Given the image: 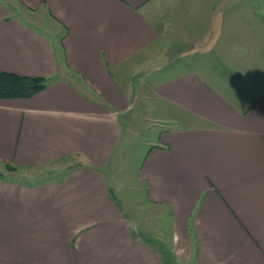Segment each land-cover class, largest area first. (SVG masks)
Wrapping results in <instances>:
<instances>
[{
    "label": "crops",
    "instance_id": "crops-1",
    "mask_svg": "<svg viewBox=\"0 0 264 264\" xmlns=\"http://www.w3.org/2000/svg\"><path fill=\"white\" fill-rule=\"evenodd\" d=\"M15 2L22 16L0 1V71L50 82L0 100V165L73 164L57 180H0V264H264V0ZM30 16L58 25L56 43ZM163 41L172 64L147 87L167 127L127 215L110 166L141 82L120 78Z\"/></svg>",
    "mask_w": 264,
    "mask_h": 264
},
{
    "label": "rangeland",
    "instance_id": "rangeland-1",
    "mask_svg": "<svg viewBox=\"0 0 264 264\" xmlns=\"http://www.w3.org/2000/svg\"><path fill=\"white\" fill-rule=\"evenodd\" d=\"M2 1L8 8L10 14L21 15L23 14L22 10L16 5L15 0H0ZM14 4L15 9L10 7V5ZM20 12V13H19ZM22 13V14H21ZM32 18L31 22L38 29L42 30L45 33H48L51 36L52 42L56 43L57 35L54 32L59 33L58 25L52 20L47 19L46 24H44L43 20L38 16H30ZM46 25V26H45ZM49 26V28H48ZM170 47L163 41L162 44L158 46L159 58L154 57V61L151 59L138 61L135 67H126L123 70L122 78H120L121 82L126 85H135L141 82V85H137L138 89L135 92V100L134 106L132 110L127 115L128 123L126 124L124 135L122 140L120 141L118 150L114 156L113 162L111 164L112 171L118 173L116 175V183H112V187L118 188L116 191V196L121 204H123V208L125 211L135 214L139 213V209L136 208V205L141 204L144 201L143 191L138 184V171L143 162L145 154L148 148L151 145L158 143L160 131L164 130L167 126L165 124L159 123L153 118L151 113V103H150V94L149 89L147 87V83L149 84V73L153 70L154 66H165L172 64L171 59L168 58ZM58 53H60V47L58 44L56 45ZM181 56V55H180ZM181 62V61H180ZM177 64V63H175ZM167 75V71L160 74L159 76L163 77ZM73 162L68 160L58 161L52 163L47 168L35 171H23L19 172L17 170L5 172L3 171L4 177L5 174H11L15 176L16 179L23 183H39L43 181H51L57 180L63 171H67L72 167ZM2 170V167H0ZM115 179L113 180L115 182ZM121 189V190H120ZM113 196V191H112ZM129 202V205L126 208L125 204ZM126 211V212H127ZM158 210V224H160V232L162 235L167 233V218L166 213H163ZM128 212L126 213L127 215ZM137 212V213H135ZM141 212V211H140ZM151 212V211H150ZM143 214V213H142ZM145 217H140V224L144 229L147 228L151 223L148 220L150 218L149 211L144 213ZM142 218V219H141ZM143 221V222H142ZM149 233H156L158 231L155 224H151L150 227L146 229Z\"/></svg>",
    "mask_w": 264,
    "mask_h": 264
},
{
    "label": "trees",
    "instance_id": "trees-1",
    "mask_svg": "<svg viewBox=\"0 0 264 264\" xmlns=\"http://www.w3.org/2000/svg\"><path fill=\"white\" fill-rule=\"evenodd\" d=\"M50 80L43 77H23L0 71V100L29 99L42 92ZM0 180H4V173L16 170L9 165H0ZM112 200L114 198L112 196ZM173 264V263H168Z\"/></svg>",
    "mask_w": 264,
    "mask_h": 264
}]
</instances>
